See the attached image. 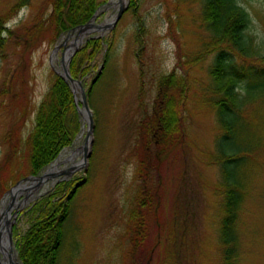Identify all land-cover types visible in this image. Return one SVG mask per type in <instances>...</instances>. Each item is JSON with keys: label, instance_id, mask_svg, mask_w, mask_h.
<instances>
[{"label": "rangeland", "instance_id": "rangeland-1", "mask_svg": "<svg viewBox=\"0 0 264 264\" xmlns=\"http://www.w3.org/2000/svg\"><path fill=\"white\" fill-rule=\"evenodd\" d=\"M17 1L0 0V17L10 18L5 26L11 33L0 61V221L9 211L19 262L23 264L19 242L35 217L28 213L32 206L63 183L86 180L68 223L62 264H221V174L215 163L219 126L210 76L214 53L206 48L210 38L201 21L200 0H137L135 7L129 0L113 28H95L83 38L79 48L89 38L112 40L114 48L105 62L106 48L82 84L87 94L85 84L98 71L103 75L93 95H87L91 137L78 113L80 130L59 154L77 151V160L88 155L87 161L68 180L33 197L30 190L17 188L33 176L27 161L29 134L54 74L62 72V59L82 30L58 50L70 33L57 38L48 29L52 0H34L12 15ZM111 1L88 24L98 27L115 19L118 9L109 7ZM238 1L250 15L247 34L264 54V0ZM38 22L44 23L45 32L29 41L24 26H35L31 34ZM170 75H175L177 96L182 98L183 139L178 146L173 141L164 148L156 146L157 138H146L143 127L144 121L151 122L161 81ZM76 97L82 106L80 90ZM242 117L246 124L242 122L245 131L238 137V147L248 145L252 152L245 163L234 165L247 192L238 225L240 263L264 264V99L248 106ZM13 180L19 181L8 188ZM143 188L154 199L137 209L135 219ZM15 200L21 204L14 205Z\"/></svg>", "mask_w": 264, "mask_h": 264}, {"label": "trees", "instance_id": "trees-1", "mask_svg": "<svg viewBox=\"0 0 264 264\" xmlns=\"http://www.w3.org/2000/svg\"><path fill=\"white\" fill-rule=\"evenodd\" d=\"M33 2L34 0H18L11 14L30 7ZM106 2L107 0H52V11L46 17L48 29L52 30L53 37L57 38L70 33L91 22ZM200 2L201 21L210 38L206 48H210V53H214L210 76L215 87L214 108L219 126L215 163L221 174V264H241L238 225L247 192L246 181L237 177L234 165L245 163L248 154L252 152L248 145L238 147L237 140L240 133L245 131V128L242 131L245 123L242 117L244 110L264 99V54L263 48L257 47L253 38L247 34L250 15L238 0ZM136 3L137 0H132V6L135 7ZM8 19L10 18L0 17V61L5 57L2 53L5 43L11 37L10 30L5 26ZM36 24V32L31 34L29 32L35 29V26H24L28 29L25 33L29 41H37L45 32L43 22ZM111 41L89 38L84 47L75 53L70 72L76 81H83L84 85L85 78L90 75L106 48L109 52L105 53L104 61H109L114 49ZM102 76L98 71L91 83L85 84L88 96L93 95L94 88ZM175 78V75H170L161 81L151 122L144 121L143 127L146 138H157L156 146L165 145L164 148L169 147L173 141L176 142L175 146H178L179 141L183 139L182 115L179 114L182 98L177 96L179 86ZM183 92L182 88L181 93ZM80 126L73 92L62 77L54 74L50 89L37 110L34 129L29 134V173L33 176L39 175L50 165L64 148L73 143ZM149 145L150 143L148 149ZM17 181L19 180L12 182L8 188ZM72 182L59 185L53 195L43 198L29 210L28 213L35 217L19 242V256L23 264H62V253L75 199L79 190L87 183L86 180L75 185ZM72 185L74 187L65 195ZM153 199L152 192L143 188L138 195V207L133 212L135 219L138 216L137 209L145 207ZM138 224L136 223V226ZM142 228L146 230V225Z\"/></svg>", "mask_w": 264, "mask_h": 264}, {"label": "bare ground", "instance_id": "bare-ground-1", "mask_svg": "<svg viewBox=\"0 0 264 264\" xmlns=\"http://www.w3.org/2000/svg\"><path fill=\"white\" fill-rule=\"evenodd\" d=\"M129 0H123L125 5H128ZM120 5V0H112L109 7L118 9ZM114 17L109 19L106 24L102 25L105 29L108 28L109 25L112 24ZM82 31L79 32L81 34ZM78 34V35H79ZM69 39H65L61 44L58 46L61 47L68 41ZM76 40V39H75ZM75 40L70 44L69 49L66 52V57L70 54V51L74 48L76 42ZM77 151H64L59 158L47 169V171L40 176L42 178L39 182H28L26 185L20 186L19 189L21 190H30V196L33 197L35 193L42 194L43 192L47 191L51 188L57 181L67 179L73 176L77 171L82 168L83 159L77 160ZM30 197V198H31ZM19 206L21 203L14 201V205ZM3 223L0 227V264H21L18 260L17 253L13 250L12 243L7 239L6 235V224L9 221L6 212L3 213ZM1 254L4 257H1Z\"/></svg>", "mask_w": 264, "mask_h": 264}, {"label": "water", "instance_id": "water-1", "mask_svg": "<svg viewBox=\"0 0 264 264\" xmlns=\"http://www.w3.org/2000/svg\"><path fill=\"white\" fill-rule=\"evenodd\" d=\"M126 7H127V5H125L123 3V0H120V5H119V8H118V13H117L115 19L113 20L112 24L108 26L109 29L113 28L116 25V23L120 20V18L122 17V15H123ZM95 17L93 18V20L95 19ZM95 28L100 29V30L101 29H105L103 26L96 27V26H94L93 24L90 23V24H86L84 26H81L79 28H76L72 32H70V36L68 37V39L70 37H72V35L75 32H77L79 30H82L81 34H79L77 36V39L75 40L76 44H75L74 48L70 51V54L66 57V53H65V55H64V57L62 59V62H61V64H62V72L56 71V74L59 75L60 77H62L69 84V86H70V88H71V90H72V92L74 94V101H75V104H76L77 111H78V113L83 117V119L88 124L90 137H91L92 130H93V122H92V119H91L92 116H91V111H90V108H89V104L87 102V94H86V91H85L82 83L76 81L72 77L71 72H70V64H71V61H72L73 56L80 49L79 47L83 43L82 42L83 38L86 35H88L92 29H95ZM78 90L81 91V96H82L81 103H82V106L80 105V100L77 99V97H76ZM87 157H88V155H84L83 165H85V162L87 161ZM27 180L30 181V182H39V181L42 180V178H40V176H32V177L27 178ZM64 180H68V179H64ZM61 181L62 180L57 181L55 184H57V183H59ZM19 184L17 185L18 186L17 188H19L21 186ZM6 215L10 219L11 216H9V211L7 212ZM3 220L4 219H3V216H2L1 221H0V227H1L2 223H3ZM5 230H6L7 239H9V241L12 243L13 224L10 223L9 221H7ZM11 246L12 245H10V247Z\"/></svg>", "mask_w": 264, "mask_h": 264}]
</instances>
